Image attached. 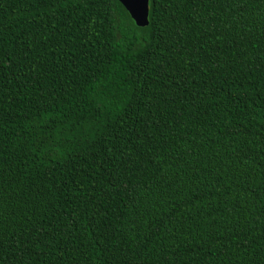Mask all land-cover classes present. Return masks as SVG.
Segmentation results:
<instances>
[{
	"label": "trees",
	"instance_id": "1",
	"mask_svg": "<svg viewBox=\"0 0 264 264\" xmlns=\"http://www.w3.org/2000/svg\"><path fill=\"white\" fill-rule=\"evenodd\" d=\"M0 0V264H264V0Z\"/></svg>",
	"mask_w": 264,
	"mask_h": 264
},
{
	"label": "water",
	"instance_id": "2",
	"mask_svg": "<svg viewBox=\"0 0 264 264\" xmlns=\"http://www.w3.org/2000/svg\"><path fill=\"white\" fill-rule=\"evenodd\" d=\"M139 27L148 25L149 0H118Z\"/></svg>",
	"mask_w": 264,
	"mask_h": 264
}]
</instances>
